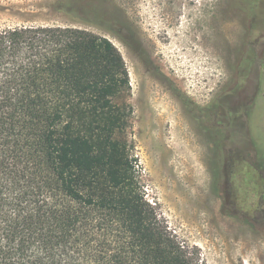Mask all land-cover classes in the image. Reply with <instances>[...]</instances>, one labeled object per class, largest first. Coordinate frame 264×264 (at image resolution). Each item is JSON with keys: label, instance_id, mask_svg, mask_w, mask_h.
<instances>
[{"label": "rangeland", "instance_id": "374dc122", "mask_svg": "<svg viewBox=\"0 0 264 264\" xmlns=\"http://www.w3.org/2000/svg\"><path fill=\"white\" fill-rule=\"evenodd\" d=\"M65 1L0 0V28L107 37L128 71L127 141L144 199L197 264H264V3L103 0L82 15Z\"/></svg>", "mask_w": 264, "mask_h": 264}, {"label": "trees", "instance_id": "16d2710c", "mask_svg": "<svg viewBox=\"0 0 264 264\" xmlns=\"http://www.w3.org/2000/svg\"><path fill=\"white\" fill-rule=\"evenodd\" d=\"M97 2L66 0L64 11L88 15ZM255 2L264 0L248 7ZM128 90L124 59L105 36L0 28V264H197L144 199Z\"/></svg>", "mask_w": 264, "mask_h": 264}, {"label": "flooded vegetation", "instance_id": "af4514ba", "mask_svg": "<svg viewBox=\"0 0 264 264\" xmlns=\"http://www.w3.org/2000/svg\"><path fill=\"white\" fill-rule=\"evenodd\" d=\"M259 62H260V61H259ZM259 62H258V63H259ZM261 68H262V67H261ZM261 68H260V69H261ZM229 119H230V118H229ZM221 148L224 149V145H222ZM223 163L225 164V159H224Z\"/></svg>", "mask_w": 264, "mask_h": 264}]
</instances>
